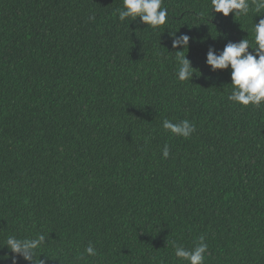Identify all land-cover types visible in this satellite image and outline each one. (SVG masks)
I'll list each match as a JSON object with an SVG mask.
<instances>
[{"label": "trees", "instance_id": "obj_1", "mask_svg": "<svg viewBox=\"0 0 264 264\" xmlns=\"http://www.w3.org/2000/svg\"><path fill=\"white\" fill-rule=\"evenodd\" d=\"M162 6L154 30L121 22L123 0H0V247L43 233L45 264H188L173 242L204 236V264H264V104L229 101L230 69L205 63L209 48L253 42L264 13ZM177 51L199 72L189 82Z\"/></svg>", "mask_w": 264, "mask_h": 264}, {"label": "clouds", "instance_id": "obj_2", "mask_svg": "<svg viewBox=\"0 0 264 264\" xmlns=\"http://www.w3.org/2000/svg\"><path fill=\"white\" fill-rule=\"evenodd\" d=\"M164 0H123V7L117 9L119 20L124 22L128 19L135 21L139 18L144 25L151 26L152 29L166 25L168 20V10L162 6ZM212 12L228 17L230 13L234 17L246 18L250 13L259 16L264 13V0H211ZM203 15V13L201 14ZM254 41L248 38L241 39L238 43L229 42L222 52L216 54L214 49L209 48L206 55V65L211 71L218 70L231 71V94L228 100L241 106L259 107L264 104V18L252 25ZM172 48L187 49L191 37L188 35L176 36L172 33ZM254 44V46H253ZM253 49V51H249ZM184 51L175 52L178 64L177 78L180 81H190L193 75L198 72L193 68ZM199 73V72H198ZM163 129L171 134L189 138L195 131V125L184 119L179 122H172L165 119L162 122ZM163 158L169 156L167 145L162 150ZM46 243L45 234L41 233L34 238H18L10 235L6 238L4 246L7 247L11 255L0 256V261L10 260L11 264H18L22 259L27 264H45L39 259L42 247ZM0 247V248H3ZM174 253L177 258L187 261L188 264H204L208 250L204 236L198 238V242L191 248H185L173 242ZM88 256L98 255L96 248L89 243L85 248ZM83 258V254L79 259Z\"/></svg>", "mask_w": 264, "mask_h": 264}]
</instances>
